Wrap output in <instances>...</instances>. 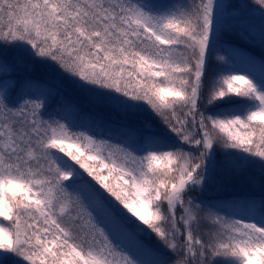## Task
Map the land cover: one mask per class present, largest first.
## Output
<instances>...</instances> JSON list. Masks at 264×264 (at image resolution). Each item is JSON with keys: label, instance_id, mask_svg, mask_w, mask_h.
Instances as JSON below:
<instances>
[{"label": "snow or ice", "instance_id": "snow-or-ice-1", "mask_svg": "<svg viewBox=\"0 0 264 264\" xmlns=\"http://www.w3.org/2000/svg\"><path fill=\"white\" fill-rule=\"evenodd\" d=\"M0 264H264V0H0Z\"/></svg>", "mask_w": 264, "mask_h": 264}, {"label": "trees", "instance_id": "trees-1", "mask_svg": "<svg viewBox=\"0 0 264 264\" xmlns=\"http://www.w3.org/2000/svg\"><path fill=\"white\" fill-rule=\"evenodd\" d=\"M254 54L256 55H259V52H258V49H253L252 50ZM73 100H74V96L71 95V94H66L65 96V99H64V104L66 105H69L71 106L72 103H73ZM61 105H58L56 103V101L54 100L53 103H52V107L55 108V107H59ZM79 116H80V121L79 123L83 124L84 128L86 129H90L92 131H96V132H105V134H107V125H101V128H90V123L91 122H94L96 120V114L93 113V112H90L89 110L85 109L84 112H80L79 113ZM148 118L147 117V114H145L144 117H142L141 119H146ZM153 124H155V120H152ZM129 124H132V125H135L137 127L140 126V120H136V121H129ZM112 137H113V140H124L126 139V133L124 132H121V131H117L116 129H113V133H112ZM253 178H254V185H248V184H244V185H240V184H237L235 185V190H240L241 188L245 189V190H249V189H253L255 190V192L258 194L259 192V172L258 170H256L254 173H253ZM229 191L233 190L232 187H229L228 189ZM217 194V193H216ZM216 194H213V195H216Z\"/></svg>", "mask_w": 264, "mask_h": 264}, {"label": "rangeland", "instance_id": "rangeland-1", "mask_svg": "<svg viewBox=\"0 0 264 264\" xmlns=\"http://www.w3.org/2000/svg\"><path fill=\"white\" fill-rule=\"evenodd\" d=\"M85 130V129H84ZM213 194H216V193H209V195H213Z\"/></svg>", "mask_w": 264, "mask_h": 264}]
</instances>
